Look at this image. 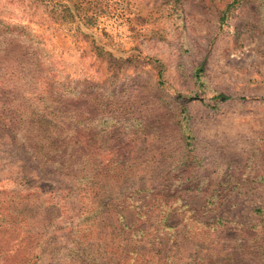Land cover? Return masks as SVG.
<instances>
[{"label":"trees","instance_id":"obj_1","mask_svg":"<svg viewBox=\"0 0 264 264\" xmlns=\"http://www.w3.org/2000/svg\"><path fill=\"white\" fill-rule=\"evenodd\" d=\"M185 1L9 0L27 22L0 19V159L10 149L24 158L17 175L0 170V264L43 255L47 264H264V171L247 184L194 179L186 115L157 102L145 112L137 103L149 95L137 89L73 85L28 24L39 18L89 40L117 69L133 58L105 28L97 36L99 18L132 29L134 15L152 23ZM190 1L211 4L221 23L248 3ZM161 86L150 96L164 103ZM49 174L57 180L46 186ZM242 194L247 214L232 213Z\"/></svg>","mask_w":264,"mask_h":264},{"label":"rangeland","instance_id":"obj_2","mask_svg":"<svg viewBox=\"0 0 264 264\" xmlns=\"http://www.w3.org/2000/svg\"><path fill=\"white\" fill-rule=\"evenodd\" d=\"M246 3L224 23L218 21L211 4L203 7L190 0L179 9L168 7L169 16L152 23L134 15L132 29L124 18L102 16L94 29L97 36L103 38L101 29L105 28L113 42L124 49L122 54L133 58L117 69L93 54L89 40L39 18L28 24L53 57L56 68L73 85H99L126 93L137 89L149 95L143 100L146 105L137 103L144 111L157 102L168 114L175 108L180 119L186 115L190 122L187 140L196 155L194 179L247 184L255 178L254 171H264V0ZM215 4L221 8L219 0ZM12 7L9 0H0V19L17 16L27 22L20 7L14 13ZM158 85L164 87L159 91L164 103L156 97L151 99ZM217 93L230 98L215 100L212 96ZM21 158L24 156L19 149H10L0 159V170L17 175ZM232 171L234 177L224 178ZM56 180L49 174L44 184L50 186ZM249 196L234 197L237 205L232 213L241 214L245 209L247 214L244 199ZM34 264H47L46 255Z\"/></svg>","mask_w":264,"mask_h":264}]
</instances>
